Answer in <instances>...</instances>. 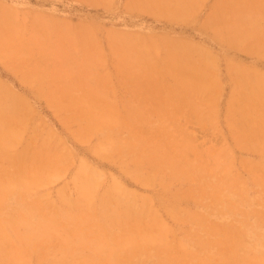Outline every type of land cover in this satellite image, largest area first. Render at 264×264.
I'll return each mask as SVG.
<instances>
[{
	"label": "rangeland",
	"instance_id": "obj_1",
	"mask_svg": "<svg viewBox=\"0 0 264 264\" xmlns=\"http://www.w3.org/2000/svg\"><path fill=\"white\" fill-rule=\"evenodd\" d=\"M134 1L0 0V264H264V0Z\"/></svg>",
	"mask_w": 264,
	"mask_h": 264
},
{
	"label": "crops",
	"instance_id": "obj_2",
	"mask_svg": "<svg viewBox=\"0 0 264 264\" xmlns=\"http://www.w3.org/2000/svg\"><path fill=\"white\" fill-rule=\"evenodd\" d=\"M202 5L200 4L199 9L195 14H190L189 21L186 25L174 24L172 27L175 30L173 38L178 41L182 40L183 42L192 45L194 48L202 50ZM156 19H159L156 17ZM155 30V27L152 28ZM158 31V30H156ZM196 59L195 57H193ZM199 65L202 62L201 59L198 60ZM202 69V68H200Z\"/></svg>",
	"mask_w": 264,
	"mask_h": 264
},
{
	"label": "bare ground",
	"instance_id": "obj_3",
	"mask_svg": "<svg viewBox=\"0 0 264 264\" xmlns=\"http://www.w3.org/2000/svg\"><path fill=\"white\" fill-rule=\"evenodd\" d=\"M87 1H88V0H87ZM89 1H90V0H89ZM99 1H100V0H99ZM102 1H103V0H102ZM137 1H138V0H137ZM137 1H134V2L136 3ZM142 1H143V0H142ZM146 1H147V0H146ZM154 1H156V0H154ZM158 1H160L161 3L164 2V3H162L163 5H162L161 3H160V5L165 6L166 9H165V8H162V9H164V11L161 9V14L159 15L158 13H155V15L158 14V16H162V12L165 13V12H167V11L169 10L167 7H169L170 4H167V0H166V2H165L164 0H163V1H162V0H158ZM169 1H171V0H169ZM173 1H174V0H173ZM175 1L177 2V0H175ZM178 1L180 2V1H183V0H178ZM188 1H189V0H188ZM188 1H187V2L185 1V2L188 3V5H189V2H190V1H189V2H188ZM191 1H192V0H191ZM92 2H95V1H92ZM97 2H98V1H97ZM134 2H133V3H134ZM144 2H145V1H144ZM144 2L142 3V5L145 6V3H148V2H145V3H144ZM149 2L152 3L153 0H149ZM183 2H184V1H183ZM183 2H180L179 4H181V3H182L181 5L185 4V2H184V3H183ZM232 2H233V1H232ZM234 2H235V1H234ZM95 3H96V2H95ZM151 3H149V4H151ZM153 3H155V2H153ZM165 3H166V5H164ZM170 3H171V2H170ZM172 3H173V2H172ZM176 4H177V6L179 5L178 2H177ZM233 4H234V3H233ZM233 4H232V5H233ZM137 5H138V4H137ZM152 5H153V4H152ZM167 5H168V6H167ZM127 6H128V5H127ZM135 6H136V5H135ZM146 6H148V4H147ZM149 6H150V5H149ZM153 6H154V5H153ZM155 6H156V5H155ZM155 6H154V8H155ZM174 6H175V5H174ZM179 6H180V5H179ZM185 6H186V4H185ZM234 6H235V5H234ZM129 7H130V6H129ZM150 7H151V6H150ZM170 7H171V6H170ZM230 7L233 8V6H231V5H230ZM160 8H161V6H160ZM160 8H159V9H160ZM171 8H172V7H171ZM171 8H170V11H174V10H171ZM177 8H179V7H177ZM234 8H235V7H234ZM234 8H233L232 10H234ZM173 9H174V7H173ZM180 9H181V6H180ZM145 10H146V9H145ZM149 10H150V9H149ZM166 10H167V11H166ZM175 10H176V9H175ZM181 10H182V9H181ZM232 10H231V11H232ZM236 10H238V9H236ZM236 10H234V11H236ZM151 11H152V7H151ZM147 12H148V11H147ZM175 12H177V11H175ZM179 12H180V11H179ZM169 13L171 14V12H169ZM169 13H165V15H166V14L168 15ZM183 13H184V10L182 11V15H183ZM170 14H169V15H170ZM233 14H234V13H233ZM243 14H244V12H243ZM169 15H168V16H169ZM182 15H181V16H182ZM168 16H167V18H169ZM177 16L181 18V16H179V14H178ZM162 17H163V16H162ZM183 17H184V15L182 16V19H184ZM244 17H246V16H244ZM170 18H171V16H170ZM207 18H208V17H207ZM210 18H211V17H210ZM228 18H229V17H228ZM237 18H238V17H237ZM209 20H211V19H209ZM217 20L219 21V19L216 18L215 21L217 22ZM221 20H222V19H221ZM221 20H220V21H221ZM224 20H226V19H223V21H224ZM235 20H236V19H235ZM241 20H242V17H241ZM212 21H213V20H212ZM223 21H221V22L224 23ZM205 22H206V21H205ZM212 23H215V22H212ZM219 23H220V22H219ZM227 23H228V22H227ZM231 24H232V23H231ZM231 24H229V25L231 26ZM233 24H234V23H233ZM207 25H208V23H207ZM210 25H212V24L210 23ZM210 25H209V26H210ZM215 25H216V23H215ZM216 26H218V25H216ZM224 26H225V23H224L223 26L221 25V29H222V27L224 28ZM207 27H208V26H207ZM210 27H211V26H210ZM226 27H227V29H228V24L226 25ZM232 27H233V26H232ZM232 27H230V28H232ZM218 28H219V27H217V30H218ZM230 28H229V32H230V30H231ZM225 29H226V28H225ZM225 29H224V30H225ZM232 30H233V29H232ZM224 32H225V31H224ZM218 33H220L219 30H218ZM226 33H227V32H226ZM222 34H223V32H222ZM231 34H232V33H231ZM233 34H234V33H233ZM225 35H226V34H225ZM225 35H222V36H225ZM227 35H229V34L227 33ZM229 36H230V35H229ZM229 36H228V37H229ZM232 36H234V35H232ZM226 38H227V36H226ZM259 47H260V46H259ZM255 49H258V48H255ZM262 49H263V48H262ZM253 51H255V50H253ZM253 51H252V52H253ZM258 51H259V50H258ZM263 52H264V51H263ZM0 91H1V90H0ZM2 131H3V130H2ZM12 131H13V130H12ZM12 133H13L12 136H14V134H15L14 131H13ZM7 135H8V134H7ZM10 136H11V135H10ZM48 136H49V135H48ZM0 138H1V136H0ZM3 138H4V137H3ZM47 138H48V137H47ZM48 139H49V138H48ZM1 140H2V139H1ZM7 143H8V142H7ZM57 143H58V142H57ZM56 145H57V144H56ZM62 146H63V145H62ZM54 147H55V146H54ZM59 148H61V146H60ZM56 152H57V151H56V149H55V153H56ZM59 152H60V151H59ZM59 154H60V153H59ZM58 157H59V156H58ZM82 167H83V166H82ZM85 167H87V166H85Z\"/></svg>",
	"mask_w": 264,
	"mask_h": 264
}]
</instances>
